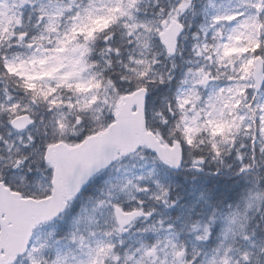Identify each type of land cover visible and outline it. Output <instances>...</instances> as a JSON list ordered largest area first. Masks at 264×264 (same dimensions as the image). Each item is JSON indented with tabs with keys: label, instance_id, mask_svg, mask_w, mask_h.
I'll list each match as a JSON object with an SVG mask.
<instances>
[{
	"label": "snow or ice",
	"instance_id": "snow-or-ice-1",
	"mask_svg": "<svg viewBox=\"0 0 264 264\" xmlns=\"http://www.w3.org/2000/svg\"><path fill=\"white\" fill-rule=\"evenodd\" d=\"M0 264H264V0H0Z\"/></svg>",
	"mask_w": 264,
	"mask_h": 264
},
{
	"label": "rangeland",
	"instance_id": "rangeland-1",
	"mask_svg": "<svg viewBox=\"0 0 264 264\" xmlns=\"http://www.w3.org/2000/svg\"><path fill=\"white\" fill-rule=\"evenodd\" d=\"M195 188H200L199 185L193 187V185L191 184V182H189L187 188H178L177 190L180 191L181 195L182 196H185V194H183V191H187L186 194L190 193L191 191L194 193V196H193V201L196 200V198L199 196L196 194V189ZM47 229L44 228L43 226H41L39 229H38V233L39 232H43V231H46Z\"/></svg>",
	"mask_w": 264,
	"mask_h": 264
},
{
	"label": "trees",
	"instance_id": "trees-1",
	"mask_svg": "<svg viewBox=\"0 0 264 264\" xmlns=\"http://www.w3.org/2000/svg\"><path fill=\"white\" fill-rule=\"evenodd\" d=\"M196 189V194H198V192H199V188H195ZM194 194V193H193Z\"/></svg>",
	"mask_w": 264,
	"mask_h": 264
}]
</instances>
